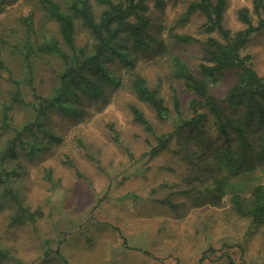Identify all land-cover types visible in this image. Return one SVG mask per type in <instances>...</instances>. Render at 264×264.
<instances>
[{
    "label": "trees",
    "instance_id": "trees-1",
    "mask_svg": "<svg viewBox=\"0 0 264 264\" xmlns=\"http://www.w3.org/2000/svg\"><path fill=\"white\" fill-rule=\"evenodd\" d=\"M33 1L56 31H40L32 15L19 18L20 45L10 44L17 52L19 77L13 76L0 50V73L9 86L0 109V217H5L4 229L0 223V264H31L18 252L11 231L36 229L44 216L24 202L19 183L24 170L21 160L29 164L52 155L63 142L59 129L49 123L52 114L60 116L61 126L69 118L78 123L91 104L112 100L124 85L157 119L171 122L170 131L157 134L143 111L128 106L133 122L155 140L150 154L168 151L171 164L176 165L172 170L185 173L177 183L182 196L197 205L227 209L232 219L247 223L246 236L264 229V76L242 53L253 35L264 32V0H248L250 7L238 10L244 27L236 31L223 24L229 0H189L181 20L201 15L207 35L203 41L172 33L168 27L159 26L161 30L154 32L147 15L149 0ZM151 1L157 8L164 5V0ZM79 28L84 34L82 45L77 43ZM171 40L178 46H202L204 55L196 73L173 50ZM144 58L155 64L165 62L171 81L180 82L193 95L184 113L172 85L169 108L160 81L150 86L139 72ZM46 59L58 61L59 71L54 70L56 85L44 96L34 86V76ZM229 73L233 76L229 89L221 97L214 95L212 88ZM23 87L31 100H25ZM15 107L29 109L32 120L14 127L9 113ZM108 128L119 143L114 126ZM44 173L52 183V170ZM157 202L174 206L172 195ZM259 234L264 237V231ZM55 258L68 264L58 249L45 244L35 264H55Z\"/></svg>",
    "mask_w": 264,
    "mask_h": 264
},
{
    "label": "rangeland",
    "instance_id": "rangeland-1",
    "mask_svg": "<svg viewBox=\"0 0 264 264\" xmlns=\"http://www.w3.org/2000/svg\"><path fill=\"white\" fill-rule=\"evenodd\" d=\"M188 2L164 0V5L157 8L149 0L147 15L152 30L168 27L172 33L203 41L207 35L202 29L201 15L181 20ZM242 7H250V2L228 1L223 18L225 28L236 31L244 27L237 18ZM28 15L33 16L40 31H56L33 0L0 2V50L15 77L20 76L17 52L10 44L19 47L23 36L19 18ZM83 42L84 34L79 28L77 43ZM171 43L196 73L204 55L202 46H178L173 40ZM242 53L251 57L253 69L264 76V32L253 35ZM146 59L140 60L139 72L150 86L160 81L169 108L172 85L184 113L193 95L180 82L171 81L165 62L155 64ZM54 70L59 71L58 61L46 59L34 76V86L44 96L56 85ZM232 81V74H226L211 92L223 96ZM8 91L1 74L0 109ZM23 92L25 100H31L26 87ZM129 105L143 111L157 134L171 130L169 120L157 119L124 85L112 100L109 97L91 104L78 123L69 118L61 126L60 116L52 114L49 123L63 136L61 146L55 147L54 154L35 162L27 164L21 160L24 170L19 185L24 202L44 214L36 229L21 227L11 231L25 261L35 264L47 244L58 249L68 264H264V237L259 234L264 229L259 228L252 237L246 236L247 223L232 219L227 209L205 203L197 205L185 199L178 186L185 173L172 170L176 165L171 164L168 151L150 154L155 140L133 122ZM9 115L16 128L33 116L29 109L18 107L11 109ZM110 124L119 134V143L112 139ZM48 169L52 170V183L45 179L44 171ZM168 195H172L173 207L157 202ZM4 218L0 217L3 229ZM55 264H59L56 258Z\"/></svg>",
    "mask_w": 264,
    "mask_h": 264
}]
</instances>
